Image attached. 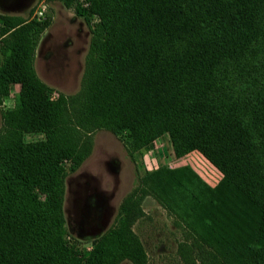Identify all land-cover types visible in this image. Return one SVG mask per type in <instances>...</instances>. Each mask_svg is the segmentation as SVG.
Wrapping results in <instances>:
<instances>
[{
  "label": "trees",
  "instance_id": "trees-1",
  "mask_svg": "<svg viewBox=\"0 0 264 264\" xmlns=\"http://www.w3.org/2000/svg\"><path fill=\"white\" fill-rule=\"evenodd\" d=\"M64 2L69 6L71 0ZM88 2V9H75L90 34L78 94L52 103L38 93V84H28L17 107L4 114L0 264L120 260L106 249L80 255L65 241L60 219L66 173L59 163L75 160L74 170L83 141L96 130L119 136L129 156L161 132L169 134L177 157L200 151L224 174L219 189L234 186V197L210 190L191 174L176 179L167 169L146 173L141 195L152 196L178 225L184 223V247L196 253L198 264H264V0ZM23 29L0 30L4 81L14 76V56L22 59L30 43ZM132 72L144 100L132 106L122 97L119 118L101 114L99 104L112 82L108 75ZM23 123L43 125L45 141L24 144ZM226 224L241 229L229 232Z\"/></svg>",
  "mask_w": 264,
  "mask_h": 264
},
{
  "label": "rangeland",
  "instance_id": "rangeland-1",
  "mask_svg": "<svg viewBox=\"0 0 264 264\" xmlns=\"http://www.w3.org/2000/svg\"><path fill=\"white\" fill-rule=\"evenodd\" d=\"M89 6L88 0H71L69 6L64 0H0V30L15 26L28 29L30 39L24 57L14 56V76L4 81L0 71V132L6 123L4 114L17 107L20 92H26L28 84H38L36 89L42 91L38 93L52 103L78 94L90 34L84 17L78 16L75 9ZM90 19L95 23L98 17L93 15ZM1 58L0 55V62ZM18 74L25 79V85ZM29 78L36 82H29ZM107 79L112 82L104 94L102 91L101 114L119 118L122 97L130 104L144 100L146 95L133 72L126 76L109 74ZM132 120L137 122L136 116ZM42 126L31 128L29 123H23L22 142H44ZM78 157L81 160L74 170L71 168L75 160L63 159L59 163L66 173L60 219L65 241L80 255L97 248L122 256L118 261L104 257L96 264H112L115 260V264H198L194 260L196 253L184 247L188 243L184 242V223L178 225L177 218L152 196L141 195V179L148 172L167 169L177 173L176 179L191 174L210 190L234 197V186L219 189L224 174L200 151L175 156L167 132H161L148 147L129 156L119 136L96 130L83 141ZM238 181H242L241 177ZM233 207L237 209L236 205ZM224 227L229 232L234 228L236 234L241 229L238 224ZM219 233L223 235V229Z\"/></svg>",
  "mask_w": 264,
  "mask_h": 264
},
{
  "label": "built area",
  "instance_id": "built-area-1",
  "mask_svg": "<svg viewBox=\"0 0 264 264\" xmlns=\"http://www.w3.org/2000/svg\"><path fill=\"white\" fill-rule=\"evenodd\" d=\"M39 15H41V13H39Z\"/></svg>",
  "mask_w": 264,
  "mask_h": 264
}]
</instances>
